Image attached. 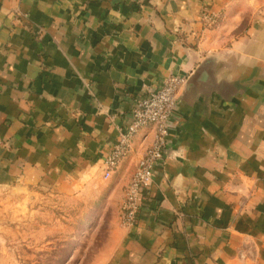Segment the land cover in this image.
<instances>
[{
  "label": "crops",
  "instance_id": "obj_1",
  "mask_svg": "<svg viewBox=\"0 0 264 264\" xmlns=\"http://www.w3.org/2000/svg\"><path fill=\"white\" fill-rule=\"evenodd\" d=\"M171 75L164 161L92 264H264V0H0V174L118 207L154 131L105 160Z\"/></svg>",
  "mask_w": 264,
  "mask_h": 264
},
{
  "label": "rangeland",
  "instance_id": "obj_2",
  "mask_svg": "<svg viewBox=\"0 0 264 264\" xmlns=\"http://www.w3.org/2000/svg\"><path fill=\"white\" fill-rule=\"evenodd\" d=\"M5 177L0 174V264H92L115 218L124 223V199L118 207L103 205V197L84 200Z\"/></svg>",
  "mask_w": 264,
  "mask_h": 264
},
{
  "label": "built area",
  "instance_id": "obj_3",
  "mask_svg": "<svg viewBox=\"0 0 264 264\" xmlns=\"http://www.w3.org/2000/svg\"><path fill=\"white\" fill-rule=\"evenodd\" d=\"M204 18L210 25L217 23V17L213 14H206ZM184 82V78L171 75L164 78L158 86L138 96L130 121L121 129L118 141L105 160L104 177L109 178L131 153L136 136L144 129L150 128L154 131L153 141L138 161L125 190L122 219L128 225L137 222L141 196L153 182L157 167L164 161V151L169 143L168 137L173 126L179 91Z\"/></svg>",
  "mask_w": 264,
  "mask_h": 264
},
{
  "label": "water",
  "instance_id": "obj_4",
  "mask_svg": "<svg viewBox=\"0 0 264 264\" xmlns=\"http://www.w3.org/2000/svg\"><path fill=\"white\" fill-rule=\"evenodd\" d=\"M210 65L211 60H207L205 63L202 64L201 71L208 69ZM176 116L180 117V102L177 103Z\"/></svg>",
  "mask_w": 264,
  "mask_h": 264
}]
</instances>
